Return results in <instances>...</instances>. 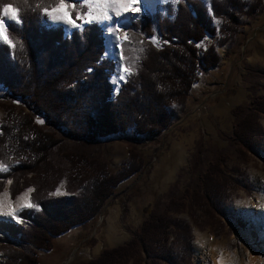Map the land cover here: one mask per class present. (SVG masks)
I'll return each mask as SVG.
<instances>
[{"label": "trees", "instance_id": "16d2710c", "mask_svg": "<svg viewBox=\"0 0 264 264\" xmlns=\"http://www.w3.org/2000/svg\"><path fill=\"white\" fill-rule=\"evenodd\" d=\"M262 2L177 0L162 7L165 15L141 17L121 44L122 62L130 71L114 94L109 83L114 63L102 58L97 24L66 35L62 27L43 23L37 0H0L18 7L23 17L21 24H9L14 48L0 43V165L6 169L0 172V193L7 181L11 200L32 188L29 202L38 209L19 212L24 227L0 223L6 236L0 238L3 264H39L37 251L49 252L54 238L95 218L115 188L141 169L130 148L128 160L111 174L95 156L101 142L127 132L133 141L154 138L166 130L198 74L218 64L215 47L205 48L206 41L217 35V47L231 43L241 19L253 18ZM263 113L261 97L237 107L228 148L181 197L171 198L160 211L146 208L145 220L128 242L79 264H191L192 226L213 227L226 217V202L241 176L231 177L224 162L231 151L244 155L261 144L264 131L257 121ZM61 182L66 195L51 196Z\"/></svg>", "mask_w": 264, "mask_h": 264}, {"label": "rangeland", "instance_id": "374dc122", "mask_svg": "<svg viewBox=\"0 0 264 264\" xmlns=\"http://www.w3.org/2000/svg\"><path fill=\"white\" fill-rule=\"evenodd\" d=\"M200 1L206 5L209 2ZM176 2L177 0H168L166 3H157L142 12L125 24L123 36L127 35L133 22L155 12L165 15L162 7L167 4L175 5ZM110 15V20L94 23L102 29V58L114 63L109 83L116 94L119 86L126 80L119 79L123 65L120 47L126 40L119 41L120 47L114 54L106 52L108 27L113 28V36L117 35L116 20L111 10ZM42 20L46 26L62 27L66 35L81 29L62 23L53 24L46 17H42ZM219 24L218 20L213 21L216 29ZM241 24L231 43L217 47V35L206 41L205 48L215 47L218 64L207 72L198 74V81L188 92L184 106L174 108L168 128L159 136L133 141L130 132H127L101 142L95 156L107 164L111 174L117 173L128 160L130 148L140 157V171L115 188L89 223L54 238L49 252L37 251L39 264H63L68 259L69 264H79L98 257L104 249L128 242L145 220L146 208L160 211L171 198L181 197L217 153L228 148L235 120L233 111L248 104L250 98L264 99V0L255 16L251 19L242 18ZM86 25L88 24L83 27ZM117 53L119 58H116ZM123 75L127 77L128 72ZM3 93L4 90L0 87V101ZM2 116L0 108V120ZM35 120L37 125L44 126L43 119L36 117ZM38 120L42 123H38ZM257 122L264 131V113ZM172 153L177 159V165L171 169ZM229 155L223 167L230 172L231 177L236 178V173L241 176L238 178L239 188L229 195L224 219H218L213 227L198 229L192 226L191 264H217L218 258L221 264H264V222L260 220V215H264V201L260 204V200H264V133L258 147L244 151V155L232 151ZM9 184V181L5 182L0 197L9 207L17 209V216L23 210H38L36 207H20L25 201L29 202L32 188L23 190L11 200L8 194ZM50 195L65 196L64 182L58 184ZM179 217L187 219L186 214H180ZM1 222L19 226L23 224L21 227L26 224L22 219L18 222L7 215H0ZM109 226L116 229L115 237L118 238L117 243L112 245L103 241ZM3 236L5 235L0 232V238ZM3 263L4 258L0 253V264Z\"/></svg>", "mask_w": 264, "mask_h": 264}, {"label": "snow or ice", "instance_id": "6c2138e0", "mask_svg": "<svg viewBox=\"0 0 264 264\" xmlns=\"http://www.w3.org/2000/svg\"><path fill=\"white\" fill-rule=\"evenodd\" d=\"M141 2L142 0H52V2L37 0L35 10H38L40 16L46 17L47 20L53 24L62 23L65 26L80 29L86 23L91 24L110 20V10L117 17H119L122 12L125 14H138L141 10L139 7ZM29 6L31 7V5ZM19 13L20 9L14 5H0V43L7 45L9 49L14 48L16 43L9 35V24L10 22H15V24L22 23L23 17H21ZM113 31V28L109 26V34H112ZM120 31V27L115 29V33H117L116 40H127L128 37L126 34L124 36L118 34ZM152 39L154 40L155 38ZM116 47H120V45L117 44ZM120 71L121 75L119 79L124 80L126 77L123 73L129 72L130 70L121 65ZM37 122L42 123L40 120ZM0 170L6 169H4L3 165H0ZM28 191H31V189ZM4 207L3 199L0 197V215L10 216L12 219L19 222V218L16 215L17 209L15 207H9V210L4 212ZM20 207L31 208L33 205L25 201ZM217 264H221L220 258L217 259Z\"/></svg>", "mask_w": 264, "mask_h": 264}, {"label": "bare ground", "instance_id": "6f19581e", "mask_svg": "<svg viewBox=\"0 0 264 264\" xmlns=\"http://www.w3.org/2000/svg\"><path fill=\"white\" fill-rule=\"evenodd\" d=\"M168 0H142V2L139 4L140 12L138 14H125L121 13L119 17L115 16L112 12L113 18L116 20V28L120 27L121 31L118 33L120 36H123V33L125 32V24H128L133 18L140 15L142 12L146 11L147 9H150L154 7L157 3H166ZM119 43V41L116 40V36H113L112 34H107V41H106V52L110 54H114L118 51V47L116 45ZM118 53L116 55V58L118 57ZM119 58V57H118ZM177 159L173 157V153L171 154V169L174 168L177 164ZM170 169V168H169ZM263 199L260 200V204H263ZM4 202V212H7L9 210V205L6 204L5 200ZM259 208V207H257ZM262 210H260L261 212ZM263 213V212H262ZM260 220L264 222V215H260ZM116 229L112 226H109L104 234L103 241L109 245H112L114 243H117V239L115 237ZM98 248V247H97ZM212 249L214 247L212 246ZM217 252V251H216ZM70 259L65 261L63 264H69Z\"/></svg>", "mask_w": 264, "mask_h": 264}, {"label": "built area", "instance_id": "2783aa9c", "mask_svg": "<svg viewBox=\"0 0 264 264\" xmlns=\"http://www.w3.org/2000/svg\"><path fill=\"white\" fill-rule=\"evenodd\" d=\"M22 225H23V224H22ZM22 225H21V226H22Z\"/></svg>", "mask_w": 264, "mask_h": 264}, {"label": "water", "instance_id": "95a60500", "mask_svg": "<svg viewBox=\"0 0 264 264\" xmlns=\"http://www.w3.org/2000/svg\"><path fill=\"white\" fill-rule=\"evenodd\" d=\"M57 27V26H56ZM125 82V81H124Z\"/></svg>", "mask_w": 264, "mask_h": 264}]
</instances>
